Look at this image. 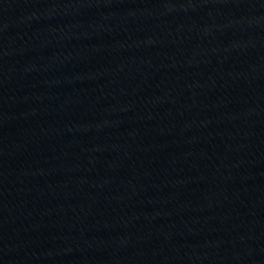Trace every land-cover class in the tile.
Segmentation results:
<instances>
[{
  "label": "water",
  "instance_id": "obj_1",
  "mask_svg": "<svg viewBox=\"0 0 264 264\" xmlns=\"http://www.w3.org/2000/svg\"><path fill=\"white\" fill-rule=\"evenodd\" d=\"M0 264H264V0H0Z\"/></svg>",
  "mask_w": 264,
  "mask_h": 264
}]
</instances>
